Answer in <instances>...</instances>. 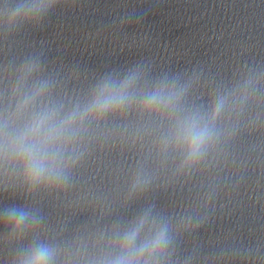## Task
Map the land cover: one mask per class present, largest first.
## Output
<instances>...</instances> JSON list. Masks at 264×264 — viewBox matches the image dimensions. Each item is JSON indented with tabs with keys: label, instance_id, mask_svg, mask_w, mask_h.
Returning a JSON list of instances; mask_svg holds the SVG:
<instances>
[{
	"label": "clouds",
	"instance_id": "9594fccd",
	"mask_svg": "<svg viewBox=\"0 0 264 264\" xmlns=\"http://www.w3.org/2000/svg\"><path fill=\"white\" fill-rule=\"evenodd\" d=\"M62 0H0V29L41 25ZM202 70L152 75L146 62L112 69L75 97L57 94V80L39 55L0 66V193L59 195L109 118L141 158L129 170L119 207L107 223H85L70 235L52 231L39 207L0 202V244L8 264H191L176 255L195 210L173 216L155 202L133 207L161 175L187 176L219 154L241 128L264 127V65L244 66L230 81H214L195 102ZM22 197H8L11 201ZM99 203L106 195L93 196Z\"/></svg>",
	"mask_w": 264,
	"mask_h": 264
},
{
	"label": "water",
	"instance_id": "95a60500",
	"mask_svg": "<svg viewBox=\"0 0 264 264\" xmlns=\"http://www.w3.org/2000/svg\"><path fill=\"white\" fill-rule=\"evenodd\" d=\"M39 55L57 94L112 69L152 75L264 55V0H62L41 25L0 29V66Z\"/></svg>",
	"mask_w": 264,
	"mask_h": 264
}]
</instances>
